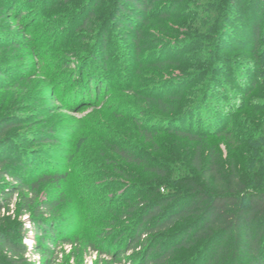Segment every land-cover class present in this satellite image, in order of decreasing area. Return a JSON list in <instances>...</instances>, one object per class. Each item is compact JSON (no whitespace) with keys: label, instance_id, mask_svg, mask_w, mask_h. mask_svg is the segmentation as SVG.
Instances as JSON below:
<instances>
[{"label":"rangeland","instance_id":"374dc122","mask_svg":"<svg viewBox=\"0 0 264 264\" xmlns=\"http://www.w3.org/2000/svg\"><path fill=\"white\" fill-rule=\"evenodd\" d=\"M169 1L158 0L145 24L129 18L138 27L136 35L126 22L113 19L115 0H0V121L14 123L0 138V154L32 164L26 170L0 167L11 170L0 178V187L16 189L13 172L24 178L48 176L38 187L32 214L21 212L22 192H7L2 198L8 199V206L0 211V227L28 247L25 257L30 264H144L143 243L153 245L148 237L117 256V244L126 238L113 243L116 234L110 230L125 221L121 216L133 176L147 180L151 174L141 165L118 159L114 147L132 150L138 144L141 155L148 153L145 162L160 166L161 161L170 164L173 160L166 156L173 154L176 163L169 170L184 174L185 157L180 154L193 145L164 131L170 126L164 118L171 114L149 103V95L169 90L175 100L167 101L177 109L178 102L197 98L210 80V99L183 124L188 126V120L222 127L235 140L244 134L247 104L254 97L245 98V88L255 86V98L264 109L263 72L252 71L253 47L248 41L252 19L245 9L249 1L235 2L213 39L200 33L188 36L190 27L173 17L193 0H183L165 18ZM194 7L208 20L209 9ZM261 22L259 50L264 49V15ZM206 23L194 26L204 31ZM221 24L215 23V30ZM206 55L208 61H217L215 73L194 65ZM166 58L169 61L160 62ZM199 74L200 79L192 81ZM208 142L225 160L242 155L240 169L246 174L252 169L246 146L216 136ZM32 221L36 227L41 221L54 229L53 244L41 242L42 234L35 232ZM38 244L51 254L35 253Z\"/></svg>","mask_w":264,"mask_h":264},{"label":"trees","instance_id":"16d2710c","mask_svg":"<svg viewBox=\"0 0 264 264\" xmlns=\"http://www.w3.org/2000/svg\"><path fill=\"white\" fill-rule=\"evenodd\" d=\"M157 1L115 0L113 19L119 18L121 22H126L127 26L135 29L136 35H139L138 27L134 26L133 22L145 24L148 12L154 8ZM236 1L243 3L245 0H193L192 5L181 6V13H176L173 17L190 27L188 36L200 33L206 39H213L215 36L218 38ZM248 1L250 4L248 3L245 9L252 19L248 25V41L253 47L254 55L252 71L255 74L263 72L260 83L264 86L262 61L264 49L259 50L264 0ZM182 2L183 0H170L167 13L162 15L169 18L174 8L182 5ZM194 5L210 10L208 20L196 13ZM188 9L192 10L191 14L188 13ZM130 17L134 19L133 22L129 21ZM199 21L207 22L205 27H202L204 31H200L201 27L195 28L194 25ZM219 21L222 24L218 31L215 30L214 24ZM209 24L212 28L208 27ZM208 58L206 55L203 60H194V65L198 69L201 67L199 70H214L215 73L219 68L216 67L217 61L214 60L212 63ZM166 61H169V58L160 62ZM200 77V74L196 75L192 81L199 80ZM209 81L205 82L197 98L190 102L189 97L188 102L182 105L178 102L177 109L171 107L167 101L175 100V96H172L169 90L164 91L162 95H149L147 99L149 103H156L159 110L171 114L170 117L164 118L170 125L165 132L193 144L187 147L185 154H180L185 157L181 163L186 170L184 174L180 169L169 170L168 166L171 164L174 166L176 163L173 154L169 153L171 157L166 156L173 160L170 164L161 161L160 166L145 162L148 153L142 151L145 155H141V151H138L141 147H138V144L132 150L128 146L114 147L118 159L123 160L125 164L141 165L151 174L147 180L133 176V182L127 186L131 190V195L126 201L128 206L122 211L121 217L125 218V221H118L117 227L110 230L116 234L113 243L126 238L117 244V256L131 250L142 237H148L146 241H151L153 247L149 242L143 241V245L146 246L144 264H264V109L255 98V86H251L244 90L245 98L254 97L247 104V125L241 137L239 133L235 140L232 133L224 128L212 127L209 124L200 126L199 121L188 124L187 120L188 126H185L183 121L197 113V110L204 107L210 99V86L209 90L207 89ZM181 91L178 93L179 96ZM193 126L195 127L192 128ZM13 127L12 122L0 121V138L6 136ZM211 136L223 137L229 141L233 140L238 146H246L251 159L248 160V164L252 166L250 172L246 174L240 169L242 155L239 156V160L236 158L225 160L221 150L214 143L208 142ZM6 165L11 168L22 167L23 170L32 166L28 160H23L19 156L0 154V167ZM10 173V169H3L0 171V178ZM13 173L12 176L18 185L13 191H4L0 187V211L8 204V199H2L6 193L17 191L22 192L21 201H25L21 205V212L29 211L32 214L30 210L35 205L38 187L40 183L47 181L48 176L42 174L24 178L18 173ZM28 195H31V198ZM32 223L35 232L42 234V243H54L56 238L54 229L47 228L41 221L37 222L38 227L34 221ZM161 238L166 239L167 243L165 241L164 244L159 243ZM27 252L28 247L21 240L12 238L7 230L0 227V264H30L25 257ZM34 252L48 255L50 250L38 244ZM115 262H120V257H117Z\"/></svg>","mask_w":264,"mask_h":264}]
</instances>
